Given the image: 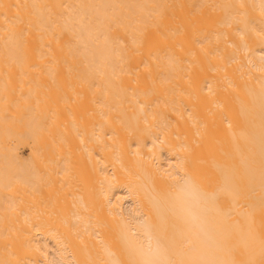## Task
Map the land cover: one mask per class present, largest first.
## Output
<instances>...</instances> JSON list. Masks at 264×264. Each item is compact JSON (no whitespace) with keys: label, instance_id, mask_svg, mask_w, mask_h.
I'll use <instances>...</instances> for the list:
<instances>
[{"label":"bare ground","instance_id":"6f19581e","mask_svg":"<svg viewBox=\"0 0 264 264\" xmlns=\"http://www.w3.org/2000/svg\"><path fill=\"white\" fill-rule=\"evenodd\" d=\"M0 264H264V0H0Z\"/></svg>","mask_w":264,"mask_h":264},{"label":"rangeland","instance_id":"374dc122","mask_svg":"<svg viewBox=\"0 0 264 264\" xmlns=\"http://www.w3.org/2000/svg\"><path fill=\"white\" fill-rule=\"evenodd\" d=\"M222 204H224V202H222Z\"/></svg>","mask_w":264,"mask_h":264}]
</instances>
